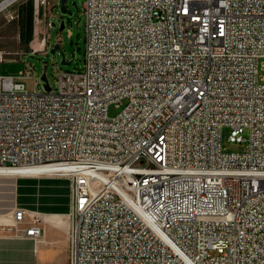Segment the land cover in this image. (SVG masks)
I'll use <instances>...</instances> for the list:
<instances>
[{
	"label": "built area",
	"instance_id": "obj_1",
	"mask_svg": "<svg viewBox=\"0 0 264 264\" xmlns=\"http://www.w3.org/2000/svg\"><path fill=\"white\" fill-rule=\"evenodd\" d=\"M84 10L82 69L44 91L31 65L0 76V167L69 179V264H264V0ZM12 212L41 238L40 217Z\"/></svg>",
	"mask_w": 264,
	"mask_h": 264
},
{
	"label": "rangeland",
	"instance_id": "obj_2",
	"mask_svg": "<svg viewBox=\"0 0 264 264\" xmlns=\"http://www.w3.org/2000/svg\"><path fill=\"white\" fill-rule=\"evenodd\" d=\"M84 2L85 0H67V11L63 12L59 0H16L4 11L1 10L0 26L5 25V32L0 30V76H20L21 72L25 71L27 64L31 65L33 70L30 77L27 78L28 88L44 91L45 87L41 79L43 73H46L50 85L55 87L56 75L60 69L70 71L82 69L86 50ZM64 57L66 61L70 60L72 63H65ZM263 62L264 57H261L259 59V76L264 82ZM37 78L41 82L40 85L35 83ZM121 109L112 106L110 114L116 115ZM228 136L229 128L224 127L223 141L228 151L244 148L245 143L232 142ZM244 136H249L248 129L245 130ZM46 178L59 180L62 186L61 197V192L58 191L55 200L50 197L49 199L47 197L51 196L50 193L41 187L29 190L23 185L29 182H39V180H43L42 177L0 176V214L11 218L13 209L20 207L27 209L28 207L31 213L41 217L40 212L42 213L44 209V205L41 204V202L44 203V198L41 197L43 194V197L48 199V208H54L56 200L60 202L62 198L64 207L67 209L65 218L71 221L68 196L69 179L56 175ZM31 193L35 196V202H28L30 200L27 197L33 196ZM43 247L41 246L38 264H43L47 257ZM52 249L49 256L54 260L60 255V247L55 245Z\"/></svg>",
	"mask_w": 264,
	"mask_h": 264
},
{
	"label": "crops",
	"instance_id": "obj_3",
	"mask_svg": "<svg viewBox=\"0 0 264 264\" xmlns=\"http://www.w3.org/2000/svg\"><path fill=\"white\" fill-rule=\"evenodd\" d=\"M16 1V0H15ZM14 1V2H15ZM1 2V1H0ZM13 3V2H12ZM11 3V4H12ZM9 4L8 6H10ZM6 6L5 8H7ZM1 9L4 11V9ZM0 10V11H1ZM6 24V23H5ZM0 30L5 32V25L0 26ZM6 177H42L43 180H39V182H29L23 184L25 188L38 189L41 187L44 191L49 192L51 196L47 198L56 199L58 195V191L61 192L60 197L62 195V186L59 180L55 178H46L53 176V174H39V175H22V176H8V175H0ZM45 177V179H44ZM34 190V189H33ZM43 191V192H44ZM33 195V193H31ZM53 194V195H52ZM41 195V194H40ZM44 198L43 212L40 218L44 224V233L40 239H32L25 238L20 236L13 228L14 226V216L13 212H11V218H8L7 215L0 214V264H38L39 254L41 252V246H44V252L47 253L46 260L43 264H69V231L71 221L66 220V210L64 207V201L60 199V202H57L54 205V208H48L49 205L48 199ZM55 196V197H54ZM69 207L71 209V198H70V185H69ZM32 197V198H31ZM27 197L30 201L35 202V196ZM49 198V199H50ZM59 199V197H57ZM31 204V203H30ZM51 204V203H50ZM53 205V204H51ZM32 206V205H30ZM32 208V207H31ZM29 213L30 209L27 207ZM58 245L60 247V255L56 259L50 258V254L52 253V247Z\"/></svg>",
	"mask_w": 264,
	"mask_h": 264
},
{
	"label": "bare ground",
	"instance_id": "obj_4",
	"mask_svg": "<svg viewBox=\"0 0 264 264\" xmlns=\"http://www.w3.org/2000/svg\"><path fill=\"white\" fill-rule=\"evenodd\" d=\"M15 0H2L0 2V10L14 2ZM53 170V167L50 166H31V167H12L5 168L0 167V175H8V176H22V175H39L46 174L49 171Z\"/></svg>",
	"mask_w": 264,
	"mask_h": 264
},
{
	"label": "water",
	"instance_id": "obj_5",
	"mask_svg": "<svg viewBox=\"0 0 264 264\" xmlns=\"http://www.w3.org/2000/svg\"><path fill=\"white\" fill-rule=\"evenodd\" d=\"M66 2H67V0H59V4H60L61 10L63 12H66L67 11ZM63 61L65 63H67V64H71L72 63V61H70V60L69 61H66V58L65 57H64V60ZM41 79H42V81L44 83L45 90H51V87L52 86L50 85V83L48 81V78L46 76V73H43L42 74Z\"/></svg>",
	"mask_w": 264,
	"mask_h": 264
}]
</instances>
